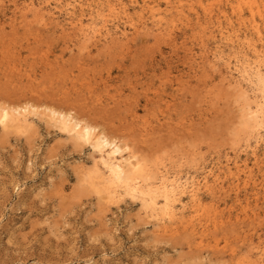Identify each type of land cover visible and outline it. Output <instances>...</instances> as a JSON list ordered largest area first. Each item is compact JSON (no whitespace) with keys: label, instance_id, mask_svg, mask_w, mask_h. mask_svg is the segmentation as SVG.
<instances>
[{"label":"rangeland","instance_id":"obj_1","mask_svg":"<svg viewBox=\"0 0 264 264\" xmlns=\"http://www.w3.org/2000/svg\"><path fill=\"white\" fill-rule=\"evenodd\" d=\"M3 1L0 30L20 34L0 37V104L74 109L150 163L198 181L248 157L253 180L244 185L241 174L236 192L235 180L223 178L218 216L199 244L189 233H157L138 201L101 200L83 181L96 154L48 118L23 130L0 126V264H237L255 256L253 246L264 244V165L253 164L239 139L242 96L200 57L203 33L189 11L193 4L203 20L199 0H184L189 21L167 16L171 37L133 34L121 20L129 39L110 46L65 37L32 13L23 30L13 0ZM207 47L213 60L212 39Z\"/></svg>","mask_w":264,"mask_h":264},{"label":"bare ground","instance_id":"obj_2","mask_svg":"<svg viewBox=\"0 0 264 264\" xmlns=\"http://www.w3.org/2000/svg\"><path fill=\"white\" fill-rule=\"evenodd\" d=\"M220 2L221 7L216 11L215 5ZM13 4L15 14L19 15L15 18H22L20 24L24 23L23 30L32 24L26 20V15L32 13L35 21L45 27L60 26L63 36L74 35L91 45L104 43L110 46L128 40L130 32L121 28V20L126 21L123 23L128 24L133 34L152 35L156 40L172 36L167 16L190 20L184 0H23L21 4L13 0ZM3 5L4 1L0 0V8ZM129 5L134 7L136 19L130 15ZM199 7L203 20L193 4L189 11L195 12L196 23L203 33L200 57L211 71L219 73L222 85L233 87L242 96L245 107L239 139L254 158L253 164L264 165V0H199ZM59 14L66 16L64 24L59 21ZM18 34L17 27L9 33L3 28L0 30V37L10 41ZM39 34L41 36L42 32ZM206 39L215 43L213 60L207 57L210 52ZM39 116L48 118L77 144L91 147L96 157L83 181L92 186L101 200L112 204L126 197L138 201L144 217L157 233L185 232L193 240L198 239L199 244L203 243L208 237L209 225L218 216L217 198L226 193L223 178L235 180L231 189L236 192L242 184L241 174L245 176L244 185L253 180L248 157L236 158L231 165L228 163L218 172L211 170L198 181L195 177L174 173L166 166L150 163L128 143L112 137L108 130L79 117L74 109L43 107L31 102L0 104L3 130L32 127V120ZM235 201H239L238 194ZM253 250L255 256L250 252L237 264H264V244L260 242ZM231 252L233 254L235 250L231 249Z\"/></svg>","mask_w":264,"mask_h":264}]
</instances>
